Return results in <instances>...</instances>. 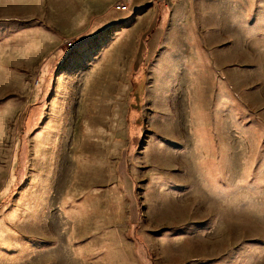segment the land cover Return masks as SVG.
<instances>
[{"label": "rangeland", "instance_id": "obj_1", "mask_svg": "<svg viewBox=\"0 0 264 264\" xmlns=\"http://www.w3.org/2000/svg\"><path fill=\"white\" fill-rule=\"evenodd\" d=\"M129 3L0 0V264H264V0Z\"/></svg>", "mask_w": 264, "mask_h": 264}, {"label": "crops", "instance_id": "obj_2", "mask_svg": "<svg viewBox=\"0 0 264 264\" xmlns=\"http://www.w3.org/2000/svg\"><path fill=\"white\" fill-rule=\"evenodd\" d=\"M134 2V0H130V6L132 5V3ZM147 3H149V1L147 2ZM146 4V2H144L142 5H145ZM139 7H141V5L140 6H138V8ZM153 8L154 7H149L148 9H147V11L148 12H145L144 13V15L143 16H141L140 18H139V22H138V27L139 26H144V24H147V26H146V28H144L142 31H141V29H139V31H138V36H137V39H132V46H133V50H132V52H131V55L130 56H127L126 54V58H130L131 57V60H129V62H130V65H131V67H133L134 66V64H135V62L137 61L135 58L137 57V53H138V50H139V47H140V41H141V39H142V36H143V33L145 32H147V30H148V28L151 26V24L153 23V20H154V13L152 12V10H153ZM108 10H106L105 12H107ZM151 11V12H150ZM104 13V12H103ZM103 13H101V14H103ZM101 14H99V15H101ZM97 19V18H96ZM96 19H94V20H92L91 21V23H90V25H89V27L85 30V31H83L82 33H80L78 36H83L84 37V34H86L87 32H89L90 30L91 31H93V30H99L101 27H103L105 24H99V27L96 29V27L94 26L95 25V20ZM160 27L158 26L157 28H155V30H153L152 31V35H151V38L152 37H154V35L153 34H157V33H160V29H159ZM90 29V30H89ZM140 32V33H139ZM126 39V38H125ZM125 39H123V42H124V40ZM147 39H149V37L147 38ZM118 41H120L119 39L117 40V43H116V47L117 48H119L121 45L119 44V42ZM123 42H121V43H123ZM161 42H162V40H160V44H161ZM160 44H159V46H160ZM121 47H123V46H121ZM116 48V49H117ZM116 52H118V49L116 50ZM151 51H148V53L147 54H149ZM152 56H153V58H154V56H155V54H152V55H149V58L151 57V59H152ZM120 57V56H119ZM124 57V56H123ZM128 61V60H127ZM138 62V61H137ZM136 62V63H137ZM123 65V64H122ZM147 76H148V73H147Z\"/></svg>", "mask_w": 264, "mask_h": 264}, {"label": "built area", "instance_id": "obj_3", "mask_svg": "<svg viewBox=\"0 0 264 264\" xmlns=\"http://www.w3.org/2000/svg\"><path fill=\"white\" fill-rule=\"evenodd\" d=\"M114 7L118 10H124V9H127L128 8V4L127 3H121V2H118L114 5ZM72 45V42L70 41L68 43V46H71Z\"/></svg>", "mask_w": 264, "mask_h": 264}, {"label": "trees", "instance_id": "obj_4", "mask_svg": "<svg viewBox=\"0 0 264 264\" xmlns=\"http://www.w3.org/2000/svg\"><path fill=\"white\" fill-rule=\"evenodd\" d=\"M111 10H116V11H118V9H116V8L114 7V8L109 9L108 12H110ZM119 11H121V10H119Z\"/></svg>", "mask_w": 264, "mask_h": 264}]
</instances>
